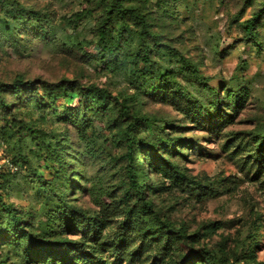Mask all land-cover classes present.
Listing matches in <instances>:
<instances>
[{
  "label": "rangeland",
  "instance_id": "rangeland-1",
  "mask_svg": "<svg viewBox=\"0 0 264 264\" xmlns=\"http://www.w3.org/2000/svg\"><path fill=\"white\" fill-rule=\"evenodd\" d=\"M15 2L18 10L38 12L42 20L19 21L10 17L9 7L0 11V83L16 79L36 82V89L30 91L33 95L23 92L19 98L1 93L11 107L0 109V172L4 174L0 193L5 203L31 223L29 229L54 243L65 237L86 241L100 257L83 259L88 249L74 247L68 252L59 244L63 256H73L69 264H168L189 251L176 234L151 229L147 216L136 210L127 230L121 231L125 209L132 208L135 200L126 196L125 148L114 137L119 127L115 122L118 105L111 99L98 110L91 97L71 103L60 96L55 112L43 107V92L72 81L107 89L151 118L155 132L142 123L141 137L166 138L164 130L171 143H180L175 151L164 152L161 146L158 152L189 182L178 174L172 176L163 166L151 173L148 159L140 168L156 184L150 199L162 218L187 234H204L206 246L232 264H264V152L256 148V135L264 131V0H125L147 14L162 46L158 49L147 40L154 47V60L171 69L173 56H184L198 70L201 82L191 70L182 68L177 77L180 89L165 94L152 90L151 84L158 81L145 80L133 71L130 61L139 44L135 32L124 33L116 63L106 67L97 61V29L104 0ZM258 13L252 33L246 32L247 21ZM40 25L46 32L43 35ZM116 26L120 28L119 23ZM163 46L174 53L162 51ZM208 86L221 93L225 105L220 112L202 115L195 102L212 108ZM227 90L239 92V103L227 102ZM65 106L73 110L69 119H65ZM6 125L15 126V140L21 137L18 130L23 125L51 131L53 147L64 158L62 171L38 142L21 137L22 143L10 145L2 136ZM13 157L17 169L10 168ZM135 161L139 163L140 157L136 155ZM52 188L89 216H99L95 227L84 231L59 227L63 210H59ZM115 204L118 207L112 209ZM118 236L124 240L121 245ZM190 240L199 247V237ZM29 248L27 239L19 246L4 241L0 258L7 264H51V257L29 259Z\"/></svg>",
  "mask_w": 264,
  "mask_h": 264
},
{
  "label": "trees",
  "instance_id": "trees-1",
  "mask_svg": "<svg viewBox=\"0 0 264 264\" xmlns=\"http://www.w3.org/2000/svg\"><path fill=\"white\" fill-rule=\"evenodd\" d=\"M152 1V0H151ZM160 1V0H159ZM105 6L102 13V18L100 20L97 29V43L96 48L98 50V60L103 66L109 67L118 61L117 52L120 48V43L123 39L125 32H135L138 44V51L135 53V57L130 61L134 66V72L138 76L144 77L145 80L158 81V83L151 84L152 90L156 93L165 94L173 88H179L177 84L178 71L182 68H187L191 70V73L197 76V80L201 82L198 77V70L196 67L187 60L184 56H173L174 68H163L158 61L154 60L153 48L147 40L150 38L154 46H158L161 49L162 46L157 43V35L152 31L150 21L147 14L144 11L136 8L132 5L125 4V0H104ZM15 0H0V11H3L5 7H9L8 12H10V17L13 19L29 20L40 22L42 18L38 12L26 11L24 8L17 9V5H14ZM14 11V12H13ZM261 14H255L252 20H248L246 23L245 30L248 33H252L254 29L255 22L259 19ZM127 19L132 22L128 23ZM117 23L120 24V28H117ZM41 35L45 34L43 26L40 25ZM7 27L6 30H10ZM84 51V48L82 49ZM162 51L173 54V49L169 46H163ZM87 54V52H85ZM85 54V55H86ZM117 54V55H116ZM126 58V57H125ZM125 61V59H124ZM165 82V83H163ZM210 90L212 99V108L206 106L205 104L196 101L195 107L198 112L202 115H211L214 112L221 111L222 105H225V101L222 100L221 93L212 87H207ZM36 89V82L31 80L16 79L13 83H0V109L9 110L11 104L6 102L5 98L1 93H8L19 98L23 95V92H29ZM34 92L30 94L33 95ZM36 93V92H35ZM60 96L68 99L71 103L75 99L82 100L86 97H91L93 101L97 102L98 110L104 109L106 102L108 100H113L117 105V116L115 122L119 123V127L116 130L114 137L121 140L123 147L125 148L123 158L127 161L124 168L126 170V176L128 178V189L126 196L132 200H135V204L132 208L125 209L124 220L122 221L121 231L127 230V225L132 221V211H138V214H143L147 216L149 220V227L151 229H158L160 232L173 233L177 237L181 238L184 243L188 245V253H182L177 256V258L168 260V264H232L228 261V258L224 255H220L219 252L214 249H210L206 246L204 237L205 235L196 232L195 234H187L186 230L183 228H177L169 220L162 218L160 214L155 210L154 203L150 199V194L156 190V184L152 178H150L149 172L141 171L140 168L143 165L144 159H148L147 167H151V173L158 169V166H163L166 172L168 169L172 171V176L178 174L182 181L188 180L185 174L174 166L171 160L167 157L161 155L158 151L162 146L164 152L175 151V146L179 144H173L167 139V134L163 130V136L166 138L159 137L156 140H150L149 137H141L139 135V128L142 123H147L151 132H155L152 127V119L146 117L138 112L134 111L126 100H121L118 97H113L111 92L107 89L100 88L96 85L82 86L75 85L72 81L69 82L62 88L57 90H46L43 92V107L48 109L53 108L55 112L58 108L57 101ZM228 103H239L240 94L238 91H228L225 95ZM45 104V105H44ZM66 107L65 119L70 118V113L73 111L71 108ZM15 126L7 127L5 126L4 131H2V136L10 145L14 142L22 143V138L24 137L29 141L38 142V146L47 150L48 159L59 162L60 171L64 168V158L62 154L53 147V142L55 137L51 135V131H44L43 129H38L32 126L23 125L19 127V132H21V137L15 140L16 132ZM108 128L111 129L109 126ZM93 132H91V135ZM256 148L259 153L264 152V131L256 135ZM90 137V136H89ZM179 142L183 139L178 140ZM182 144V143H181ZM185 145V143H183ZM142 149H144L142 151ZM176 153V152H175ZM140 157V162L136 163L135 156ZM12 164H16V160L13 157L11 159ZM150 171V170H149ZM0 178H4L2 171L0 172ZM148 179V180H146ZM43 181V180H42ZM189 182V180H188ZM191 183V182H190ZM197 183L196 187L202 188L201 182ZM49 184L48 181L45 185ZM1 187V185H0ZM59 202V210L62 211L63 216H61L62 223H59V227L71 226L74 229L86 230V228L93 226L95 227L99 216H89L84 210L77 208L75 205L69 203L67 200L63 199L54 188L51 189ZM109 209V205L104 206ZM118 206L115 204L112 209H116ZM80 221L77 222L76 221ZM31 223L24 219V216L14 209L10 204L3 201V195L0 193V243L6 241L8 243H13L19 246L22 240L27 239L30 243L29 248V259L32 260H46L52 258L51 264H69L73 262V256L67 254L63 256L62 249L58 245H65L70 252L74 247L88 249L84 251L83 259H88V255L92 256L95 260H100V257L95 254V249H90L89 243L86 241L71 240L68 237L59 242L48 241L44 235L34 233L29 229ZM96 232V230H93ZM121 233V234H123ZM200 238L199 247H195L190 238L193 236ZM122 236H118V245L124 240H121ZM84 240V239H83ZM203 241V242H202ZM202 243V244H201ZM64 247V246H63ZM120 247V246H118ZM87 251V252H86ZM237 260V257H236ZM239 261V260H237ZM0 264H7L6 260L0 258ZM239 264H249L244 261Z\"/></svg>",
  "mask_w": 264,
  "mask_h": 264
},
{
  "label": "built area",
  "instance_id": "built-area-1",
  "mask_svg": "<svg viewBox=\"0 0 264 264\" xmlns=\"http://www.w3.org/2000/svg\"><path fill=\"white\" fill-rule=\"evenodd\" d=\"M10 168L17 169V167H16V166H14L13 164H10Z\"/></svg>",
  "mask_w": 264,
  "mask_h": 264
}]
</instances>
